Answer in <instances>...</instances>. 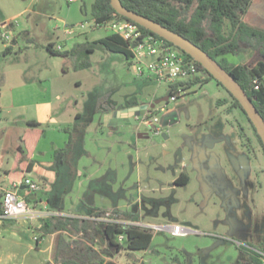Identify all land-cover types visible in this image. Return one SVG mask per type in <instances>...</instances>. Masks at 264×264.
Segmentation results:
<instances>
[{
    "label": "rangeland",
    "instance_id": "1",
    "mask_svg": "<svg viewBox=\"0 0 264 264\" xmlns=\"http://www.w3.org/2000/svg\"><path fill=\"white\" fill-rule=\"evenodd\" d=\"M93 2L0 0L1 32V23L6 21L15 28L4 44L14 52L0 58V82L27 78L33 82L21 91L34 95L44 88L52 97H60L56 104L62 105V119L40 126L46 138L38 149L49 150L52 140L67 131L76 138L69 150L70 163L78 153V131L91 134L87 145L93 152L91 138L101 125L108 127L114 109L128 107L131 100L151 105L168 96L164 86L137 77L123 54L97 43L112 33L94 27ZM69 28L73 33L65 36ZM50 42L62 50L85 44L92 52L83 53L80 61L88 60L90 67L75 70L76 60L50 55L45 50ZM35 44L42 47L35 48ZM3 47L0 38V49ZM242 57L244 61L245 55L226 59L237 64ZM198 76L207 74L200 71ZM229 101L226 90L209 80L181 91L176 101L156 103L147 121L120 128L125 142L120 145L124 147L121 188L112 190L110 198L124 200V210L136 215L137 224L152 234V242L146 251L114 254V264H238L246 260L241 248L264 250V153L244 114L230 111ZM161 108L165 112H159ZM72 112L80 117H70ZM28 113L35 116L31 110ZM19 114L16 110L9 113L5 106L0 110V169L10 167L21 145L22 126L14 120ZM153 117L158 118L157 123ZM157 127L162 134L151 131ZM42 156L36 155V160L41 161ZM62 157L53 158L59 171ZM90 160L95 165L98 158ZM180 175L187 177L186 184L176 182ZM131 202L134 205L127 206ZM175 225L191 232L172 235L169 227ZM113 239L117 242V237ZM48 245L43 239L35 241L31 233L26 239H0V264L8 257H16L17 264H45L48 255L39 249ZM92 249L103 252L100 237Z\"/></svg>",
    "mask_w": 264,
    "mask_h": 264
},
{
    "label": "trees",
    "instance_id": "2",
    "mask_svg": "<svg viewBox=\"0 0 264 264\" xmlns=\"http://www.w3.org/2000/svg\"><path fill=\"white\" fill-rule=\"evenodd\" d=\"M253 0H120L121 4L129 11H133L144 16L168 30L189 40L204 52L230 74L244 90L260 116L264 120V86L259 89L255 88L253 81L262 79L264 76V31L251 27L244 22V17L250 8ZM91 19L95 25L109 22L112 20H126L118 15L110 5V0H94L91 6ZM142 28V27H141ZM147 34H153L142 28ZM158 37L157 35L153 34ZM169 46L179 50L187 59H192L180 49L165 41ZM107 51L121 53L126 60H130L127 42L123 41L116 35H108L97 41ZM45 50L52 56L71 57L76 60L74 69L81 70L90 67L87 60L80 61L83 53L92 52L86 48L85 44H74L69 50L57 51L53 44L45 47ZM11 54V48L6 47L0 53V58L7 57ZM228 55H245L246 59L240 64H232L227 61ZM199 72L204 71L207 77L183 83V90H187L199 83L214 80L213 77L196 63ZM216 82V81H215ZM221 86L218 82H216ZM179 91L177 87H173L168 95L176 94ZM227 92V91H226ZM230 96L229 110H240L249 122L257 142L259 143L263 153L264 147L257 135L253 125L249 121L247 115L241 108L239 102ZM226 102V101H223ZM130 105H138L133 100ZM43 135L40 124L35 121L28 122V128L20 137L21 151L16 155L12 167L6 172V179L9 187L21 185L26 178V174L32 171L34 162L31 157L36 145ZM78 153H75L74 160L68 162L70 149L75 146L76 138L70 136L68 143L63 149L54 151L55 156H63L60 161L61 167L59 171L57 163L50 166V170L56 173L57 181L52 185V189L47 196V204L51 209L60 211L63 207L64 198L70 190V184L75 176V159L83 152L82 137L83 132L78 131ZM177 183L186 184L187 177L180 175L176 180ZM19 193L28 205L37 203L33 200L36 192H30L27 189L22 190L18 186ZM93 212L91 216L101 217L108 211L89 206ZM117 214L121 220L138 222L135 214L129 211H110ZM1 210V194H0V214ZM37 232L40 233L39 239L43 236L57 233L56 245L52 258L45 264H99L104 263L101 256L112 258L114 254L122 251L131 253L136 251H146L150 248L152 242V234L148 229L138 226H130L123 224L104 223L91 219L47 216L37 220ZM70 234L73 238H68ZM119 235L124 236V244L114 241L113 237ZM102 240L104 250L102 253L92 249L96 239ZM37 240V241H38ZM246 260L238 264H264V250L260 252L242 249ZM113 264V263H107Z\"/></svg>",
    "mask_w": 264,
    "mask_h": 264
},
{
    "label": "crops",
    "instance_id": "3",
    "mask_svg": "<svg viewBox=\"0 0 264 264\" xmlns=\"http://www.w3.org/2000/svg\"><path fill=\"white\" fill-rule=\"evenodd\" d=\"M0 14L3 16L1 10ZM244 22L251 27L264 31V0L252 1V4L244 17ZM11 29H15L13 25H11L10 30ZM5 43L6 42L2 41L3 46L6 48V45H4ZM14 43L15 41L13 44ZM49 44L52 43L50 42ZM4 47L3 49H0V53L4 51ZM33 47L40 48L42 46L35 44ZM55 47L56 46L54 45V49ZM10 48L11 53L14 52L13 47ZM242 61L243 57L237 64L242 63ZM3 76H5V73H3ZM30 81L33 82V80H28L27 78H23L19 82L9 78H3L0 82L3 85L0 87V110H2L5 106L9 109V113H12V110L21 112V114L17 115L14 119L18 123H21L22 126L19 138L28 128L29 121H35L42 126L48 120L53 123L61 120L64 113V110L61 109L62 105L56 104L60 97L57 95L52 97L50 93H47L48 90L43 88L40 92L36 91L34 95L21 91L30 83ZM4 95L9 97L10 102H8V97H6L7 100L3 98ZM4 100L7 104H4ZM24 110L27 112H24ZM28 110H31V112L33 111L35 116H30ZM123 111L124 110H122V108L114 109L112 116L109 119V124L107 125L108 127L105 128L101 125L99 132L96 134V137L98 138L95 136L91 138L93 143L90 142V145L93 147V152L88 149L87 145V136L90 133L85 132V134H83V152L75 159V176L70 184V190L64 198L63 207L60 211L51 209L47 204V196L52 189V185L57 181L56 173L49 168L53 164L55 149H63L72 134H68L67 131L63 132V129L61 128L60 130L62 132H60L58 140H52L50 143L52 146L49 150L41 151L38 147L46 138L45 130H43V135L39 139L31 157L34 162L32 171L26 174V177L37 183L39 186V190L33 196V200L38 201L35 204H31L32 207L40 212L39 218L47 216H62L90 219L93 211L88 208L89 206H94L108 212L114 210L125 211L124 207L126 203H124L123 199L114 201L110 198L113 192L112 190H118L121 188L120 181L122 178H120V169L124 166V147H120V145L125 144V142H123L124 139H122L123 137L119 134L120 128L124 125L119 124V121L127 116V114L123 113ZM114 114H116L115 118L113 117ZM69 115L72 118L80 117L79 113L72 112ZM20 151L21 145L18 152L15 154V157L20 153ZM38 154L43 155V159L41 161L36 160V155ZM15 157L9 168L0 169L1 200L3 192L9 188V184L6 179V172L12 167ZM94 157L98 158L95 165H93L90 160V158L93 159ZM61 169L62 167L60 168V171ZM62 172L63 174L66 173L64 170ZM131 203H127V206L134 205V203ZM39 218L34 220L21 219L17 221H0V239H26V237L29 236V233L35 234L39 237L40 233L37 232L35 227L37 226V220ZM8 222L9 224L7 225ZM2 233L5 235L2 236ZM57 236L58 234L54 233L41 238L49 243L47 248L39 249V252L48 255V257L44 260L45 263L51 260L50 254L54 252ZM67 237L73 238L70 234H67ZM101 257L104 260L103 264H114L115 262L114 258L105 256ZM15 260L16 257H8L5 264H17L14 263Z\"/></svg>",
    "mask_w": 264,
    "mask_h": 264
},
{
    "label": "built area",
    "instance_id": "4",
    "mask_svg": "<svg viewBox=\"0 0 264 264\" xmlns=\"http://www.w3.org/2000/svg\"><path fill=\"white\" fill-rule=\"evenodd\" d=\"M73 1V0H69ZM12 22L1 23L3 32L0 30V38L3 42L9 41V31ZM95 28H105L110 31L113 35L118 36L128 44V51L131 55L130 65L134 70V73L139 78H144L156 82L160 86H164L168 92L177 87L178 93L168 95V101H176L177 96L183 90V83L193 81L199 74L196 62L193 59H187L179 50L169 46L164 39L156 37L153 34L145 33L142 28L136 23L129 20H112L102 24L95 25ZM73 29L69 28L64 31V35H71ZM55 50L62 51L61 46H56ZM255 88L259 89L260 86H264V76L262 79H255L253 81ZM159 112H165L164 108H161ZM147 116V117H146ZM142 116L140 120L143 122L147 121L151 116L148 114ZM158 118L153 117V123H157ZM152 124V123H151ZM150 124V126H151ZM155 135L162 134V130L157 127L151 129ZM18 186L20 189L22 186H26L30 192H37L39 186L37 183L26 177L21 185H14L9 187L3 192L1 200L0 221L2 220H34L39 218L40 212L28 205L24 198L20 195ZM91 220L112 223V224H123L130 226H138L146 228L143 225L137 224V222L124 221L119 218L117 214L107 212L101 217H91ZM172 235H182L186 231L179 226L169 227ZM33 239L37 241L39 237L33 234ZM117 242L123 243L124 236H117Z\"/></svg>",
    "mask_w": 264,
    "mask_h": 264
},
{
    "label": "water",
    "instance_id": "5",
    "mask_svg": "<svg viewBox=\"0 0 264 264\" xmlns=\"http://www.w3.org/2000/svg\"><path fill=\"white\" fill-rule=\"evenodd\" d=\"M110 5L114 11L124 17L125 19L132 21L139 25L140 27L150 31L151 33L157 35L158 37L164 39L165 41L171 43L176 48L183 51L185 54L189 55L196 63L200 64L203 69H205L213 79L218 82L227 92H229L234 99H236L245 114L247 115L249 121L253 125L257 135L259 136L262 145L264 147V120L260 116L259 112L256 110L255 106L252 104L251 100L248 98L244 90L237 83V81L228 74L217 61L212 59L206 52L200 49L198 46L185 39L184 37L168 30L162 25L141 16L133 11L127 10L120 2V0H110ZM168 96L164 97L155 103L148 105H142L140 107H133L128 110L123 111L128 117L132 118L133 123L136 122L134 117L139 115L143 116L144 112L150 107L154 109L155 104L161 101H167ZM141 110V113L139 112ZM116 117V114L113 115ZM135 124V123H134ZM22 190L27 189L26 186L21 187ZM161 229V228H158ZM186 233L191 232L186 230Z\"/></svg>",
    "mask_w": 264,
    "mask_h": 264
},
{
    "label": "flooded vegetation",
    "instance_id": "6",
    "mask_svg": "<svg viewBox=\"0 0 264 264\" xmlns=\"http://www.w3.org/2000/svg\"><path fill=\"white\" fill-rule=\"evenodd\" d=\"M168 101V100H167ZM140 106H142V105H129L128 107H126V108H122V110H128V109H130V108H133V107H140ZM148 106H150V105H148ZM151 109H150V107H148V109L144 112V114H143V116H146V115H148V114H151V111H150ZM140 113H141V110L139 111ZM147 117V116H146ZM142 118V116L141 115H139L138 117H134V119H135V121L137 122L138 120H140ZM136 122H134L135 124H136ZM133 123V120H132V118H130V117H128V116H126L125 118H123L122 120H120L119 121V124H123V125H130V124H134Z\"/></svg>",
    "mask_w": 264,
    "mask_h": 264
}]
</instances>
